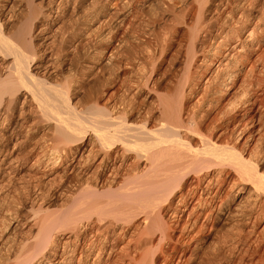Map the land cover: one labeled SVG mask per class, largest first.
I'll use <instances>...</instances> for the list:
<instances>
[{"label":"bare ground","instance_id":"1","mask_svg":"<svg viewBox=\"0 0 264 264\" xmlns=\"http://www.w3.org/2000/svg\"><path fill=\"white\" fill-rule=\"evenodd\" d=\"M67 1L0 0V264H250L264 2Z\"/></svg>","mask_w":264,"mask_h":264},{"label":"rangeland","instance_id":"2","mask_svg":"<svg viewBox=\"0 0 264 264\" xmlns=\"http://www.w3.org/2000/svg\"><path fill=\"white\" fill-rule=\"evenodd\" d=\"M34 4H36L40 10L41 13H46L47 8L50 5L51 0H31ZM264 2V0H261ZM72 0H68L67 3L64 5L66 11L65 15L66 18L69 19L73 17V12H72ZM150 14L148 12V9H144V15ZM172 23L175 22V20H170ZM165 30L160 29L159 34L160 36L164 35ZM182 36H180L181 39ZM38 39H34V42L37 44L40 41H37ZM54 46V44H53ZM160 54V53H159ZM165 53H161V56H163ZM160 59V58H159ZM176 67V66H175ZM173 68L175 74L174 76H171V81L167 85V91L171 92L173 90L174 85L177 83V81L182 78L183 76V70H181V67L177 65L176 68ZM151 70V66H148L146 71ZM104 83V75L99 74L98 76L94 78H90L87 82H84L80 88L75 90L76 92V98L74 101H80L84 102L86 99L89 97L91 93L97 92L101 90V88H107V90H110V84H107L106 86L103 87ZM229 97H231V94L226 96L225 100H227ZM264 102V101H263ZM216 112H210L208 114V121L216 117ZM260 116L259 120H256L255 123L253 124L252 127L249 128L248 131L243 134L242 139L240 140V144L244 143L245 148L250 151V150H258V158L262 163L263 169H264V108L259 109L258 113H256V117ZM19 120L16 117H13L10 119V124L11 125H17ZM27 171H23L22 175L25 176ZM173 218L171 216H165V220L170 222L173 221ZM264 219V218H263ZM203 221V217H199L195 224V230L199 228ZM263 225H264V220L259 221V223L256 225V227L253 229L252 232L247 233V238L250 239V241H254V244L256 245V253L254 257L252 258L250 264H256L258 259L263 256L264 257V233H262L263 230ZM210 246V244H209Z\"/></svg>","mask_w":264,"mask_h":264}]
</instances>
